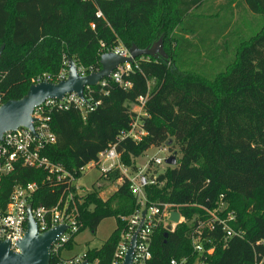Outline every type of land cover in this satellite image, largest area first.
<instances>
[{"label": "trees", "instance_id": "trees-1", "mask_svg": "<svg viewBox=\"0 0 264 264\" xmlns=\"http://www.w3.org/2000/svg\"><path fill=\"white\" fill-rule=\"evenodd\" d=\"M208 1L0 0L3 103L21 99L32 78L57 75L65 58L98 71L104 48L121 44L145 49L163 37L169 58H137L124 75L128 87L112 79L104 87L94 86L93 96L101 101L94 111L83 116L74 107L55 110L51 124L56 142L42 149L52 163L80 178V169L97 162L99 154L113 145L122 162L136 172L137 158L153 146L172 142L169 150L177 156L176 165L151 176L154 182L144 185L143 191L149 203L174 204L186 222L169 231L167 238V228L159 226L149 264L184 258L192 263L198 257L209 264H253L264 255V25L241 40L234 58L225 64L217 50L226 47L216 43L223 39L226 45L232 22L206 15L202 7ZM242 3L264 19V0ZM210 58L219 62V70L198 71V62ZM140 97L146 98L141 115L131 109ZM136 120L147 134L140 141L121 139ZM29 183L38 186L33 207L52 208L72 188L70 177L50 181L46 170L19 165L2 179L0 202L6 204L15 186ZM222 195L227 210L235 214L231 227L242 236L225 244L220 229H205L208 242L198 254L191 234L199 219H208V209L217 207ZM78 207L80 232L95 230L106 218L117 219L112 236L100 248L86 251L89 261L98 258L101 264H111L126 227L121 217L138 207L128 179L119 170L101 175L94 190L79 198ZM211 247L214 250L208 254ZM51 264L58 260L52 257Z\"/></svg>", "mask_w": 264, "mask_h": 264}, {"label": "built area", "instance_id": "built-area-1", "mask_svg": "<svg viewBox=\"0 0 264 264\" xmlns=\"http://www.w3.org/2000/svg\"><path fill=\"white\" fill-rule=\"evenodd\" d=\"M97 16H102V13L97 12ZM92 27L94 28L95 25L93 24ZM102 47H105V45L102 44ZM106 52H113L122 57L130 56V50L120 44L111 48H104L101 55ZM132 64L124 63L119 65L117 69L113 71L110 78L103 79L98 85L104 87L107 84L106 80L112 79L114 82L124 87L130 86V83L124 81V75H127L132 70ZM68 68L69 62L68 59L65 58L63 67L57 75H38L32 79V83L37 84L44 80L51 82L65 80L68 76ZM78 72L85 76L96 71L93 67L86 70L78 66ZM145 102V97L139 98L138 105L142 110ZM2 104L3 102L0 99V106ZM100 104L101 101L96 100L93 96V87L87 86L84 90V98H80L76 93H71L67 94L62 100H45V102L33 112L34 132L23 127L16 131H9L3 135L0 141V183L5 176L14 172L17 166L22 165L46 170L50 181H52L53 178L61 181L70 177V183L72 185L68 193L62 195L52 208H46L44 206L33 207L31 202L38 188L35 183H29L25 186H15L6 204L0 202V240L8 241L15 252H20L18 243L25 236L28 223V208L31 206L32 216L40 232H46L58 226H66V229L59 235L52 246L51 258H56L58 264H81L86 260L88 261L87 264H101L98 258L89 261L86 257V252L72 257L64 256L68 243L74 240L82 229L83 223L80 219L78 204L79 198L84 196L88 191L76 184L79 178L74 177L61 166L52 163L42 155V149L45 146L56 142L55 133L53 132L51 124L52 113L55 110H68L74 107L80 110L83 116H85L89 112L94 111ZM146 134L145 129L139 124L138 120H136L131 124L128 131H124L121 134V139L131 138L134 141H140ZM116 148L117 145H113L101 152L98 156V161L91 162L82 167L80 173L84 174L87 170L98 167L101 175L107 176L112 170H119L121 175L128 179L130 190L138 199V207L129 216L121 217V220L126 223V227L121 234V239L111 264H123L130 242L136 232L138 233L134 249L133 264H149L153 256V239L159 226L163 225L167 228L171 225V231H174L176 226L186 222V219L181 215L179 223L172 222L170 220L171 213L174 211L179 212L175 205L163 202L149 203L143 191L144 185L142 184V177L146 178V184L153 183L154 180L151 176L157 175V173L156 170H153L152 165L161 166L164 160L161 157H154L148 162L144 169L139 168V170L135 172L122 162L121 155ZM159 150L166 151L168 150V146H159ZM223 197L224 195L220 197L217 207L208 209L207 220L203 221L199 219L197 221V226L191 234L193 249L198 254H202L205 251L204 243L207 241L205 240L206 237H204L205 229L209 231L220 229L223 232L225 244L229 238L242 236V232L235 231L231 227L230 223L235 221V214L227 210V203L223 200ZM144 211H146V215L143 220ZM262 244H264V242H262ZM213 250L214 249L211 247L207 250V253L210 254ZM170 264L209 263L206 259L198 257L192 263H189L188 259L184 258L182 260L172 259ZM253 264H264V255L260 259L257 258Z\"/></svg>", "mask_w": 264, "mask_h": 264}, {"label": "water", "instance_id": "water-1", "mask_svg": "<svg viewBox=\"0 0 264 264\" xmlns=\"http://www.w3.org/2000/svg\"><path fill=\"white\" fill-rule=\"evenodd\" d=\"M4 47V45L0 47V56ZM129 50V57H122L113 52L103 53L100 57V70L85 76L79 74L75 60L69 58V72L65 80L60 82L44 80L37 84L32 83L21 99H12L3 103L0 106V141L5 133L16 131L19 128L25 127L34 132L33 112L47 99L62 100L67 94L71 93H76L80 98H84V90L87 86H97L103 79L110 78L113 71L121 64H132L142 56L168 57L163 49L162 39L145 49L133 45ZM165 163L168 166H175L177 163L176 154L170 155ZM141 180L142 184L145 185L146 178L142 177ZM145 215L146 211L143 212V220ZM180 217V212L174 211L171 213L170 220L179 223ZM65 229L66 226L63 225L46 232H40L32 216L31 206H29L27 230L24 238L18 243L20 252H15L8 241L0 240V264H51L52 246ZM169 231H171V225L167 227L166 238ZM137 233L130 242L123 264H133ZM87 263L86 260L81 264Z\"/></svg>", "mask_w": 264, "mask_h": 264}, {"label": "rangeland", "instance_id": "rangeland-1", "mask_svg": "<svg viewBox=\"0 0 264 264\" xmlns=\"http://www.w3.org/2000/svg\"><path fill=\"white\" fill-rule=\"evenodd\" d=\"M228 8V9H227ZM202 11L206 13V15H212L215 17L220 18H230L232 22L231 26V34L226 45L223 43V39L216 44L225 46V50H222L220 47L218 48V59L221 60L223 63H229L233 58L236 51V48L241 40H245L250 38L253 34H255L258 30H260L264 25V19L261 16L254 15L251 11L248 10L245 3H242V0H209L204 4L202 7ZM187 38L191 39V36H187ZM160 39L163 40L161 36L157 41ZM153 43V44H154ZM152 44V45H153ZM121 45V44H120ZM175 47V44H172ZM224 48V47H223ZM163 49L167 54L164 43ZM224 52V54H223ZM223 54V55H222ZM167 58L169 55L167 54ZM159 58V57H158ZM164 58V57H162ZM165 58V59H167ZM219 62H215L213 59H208V61H199L196 68H199L203 74H207V72L211 69L212 72H217L219 70L218 66ZM33 79V78H32ZM32 82V80H31ZM154 86V83H151V87ZM137 108H139L138 104L132 105V111L136 112ZM168 150L160 151L159 147L153 146L149 150H147L142 156L136 159V164L138 168L144 169L148 162L154 157H161L164 160L163 165L161 166H153V170H156V173H164L168 165L165 163L166 158L173 154L170 152L169 146ZM175 150L178 149V146H173ZM101 176V172L98 167H93L87 170L83 176L76 181V184L83 187L86 191L94 190L96 183L98 182ZM108 186V183H105ZM98 186V185H97ZM111 189V186H108V189ZM106 193V192H104ZM118 226L117 219L115 217H110L104 219L100 225L95 229L92 230L90 228H86L81 231L74 239L72 249L70 251L64 252V256L72 257L74 255H79L87 250L100 248L103 243L108 240Z\"/></svg>", "mask_w": 264, "mask_h": 264}, {"label": "crops", "instance_id": "crops-1", "mask_svg": "<svg viewBox=\"0 0 264 264\" xmlns=\"http://www.w3.org/2000/svg\"><path fill=\"white\" fill-rule=\"evenodd\" d=\"M136 113H138V114H143V110L139 107V108H137ZM82 176H83V175H82ZM82 176H81V177H82ZM81 177H80V178H81ZM80 178H79V179H80ZM88 192H89V191H88ZM66 251H70V250H66ZM66 251H65V252H66Z\"/></svg>", "mask_w": 264, "mask_h": 264}]
</instances>
